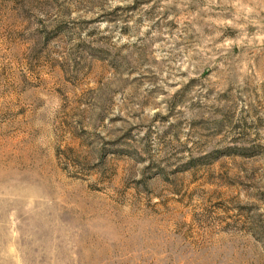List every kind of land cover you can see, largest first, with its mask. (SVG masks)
I'll return each mask as SVG.
<instances>
[{"label": "rangeland", "instance_id": "obj_1", "mask_svg": "<svg viewBox=\"0 0 264 264\" xmlns=\"http://www.w3.org/2000/svg\"><path fill=\"white\" fill-rule=\"evenodd\" d=\"M0 264H264V0H0Z\"/></svg>", "mask_w": 264, "mask_h": 264}]
</instances>
